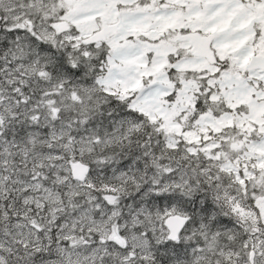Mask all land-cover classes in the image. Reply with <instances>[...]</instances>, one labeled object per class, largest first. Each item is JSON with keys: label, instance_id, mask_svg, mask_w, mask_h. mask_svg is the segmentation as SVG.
Masks as SVG:
<instances>
[{"label": "snow or ice", "instance_id": "snow-or-ice-1", "mask_svg": "<svg viewBox=\"0 0 264 264\" xmlns=\"http://www.w3.org/2000/svg\"><path fill=\"white\" fill-rule=\"evenodd\" d=\"M0 264H264V0H0Z\"/></svg>", "mask_w": 264, "mask_h": 264}]
</instances>
